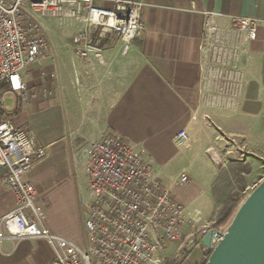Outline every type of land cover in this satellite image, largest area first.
<instances>
[{
    "label": "crops",
    "instance_id": "obj_1",
    "mask_svg": "<svg viewBox=\"0 0 264 264\" xmlns=\"http://www.w3.org/2000/svg\"><path fill=\"white\" fill-rule=\"evenodd\" d=\"M142 1L146 31L126 52L117 33L105 34L98 40L104 62L90 63L75 54L72 38L78 23L46 18L55 57L23 71L32 97L22 101L11 90L3 92L6 101H12L10 108L4 105L5 114L17 125L33 129L48 149L25 178L36 184V201L43 206L44 216L48 209L42 223L58 235L66 237L52 221L67 218L73 191L79 188L76 152L103 133H115L142 150L174 198L186 207L188 234L214 224L227 205L264 178V0ZM203 10L263 20L257 38L241 57L246 86L240 105L236 109L206 106L198 111H207L213 126L192 117L200 103L198 45ZM64 27L74 28L71 38L64 36ZM182 129L190 134L187 147L176 143ZM85 160L86 156L84 164ZM182 174L189 175L190 181L176 184ZM5 175L6 168L0 169V218L17 205ZM221 179L224 191H236L233 196L211 193ZM191 248L200 256L195 264H204L210 252L202 244L185 248L168 240L161 250L164 263H177L179 253L188 256ZM54 257L44 238L0 242V264H52Z\"/></svg>",
    "mask_w": 264,
    "mask_h": 264
},
{
    "label": "built area",
    "instance_id": "obj_2",
    "mask_svg": "<svg viewBox=\"0 0 264 264\" xmlns=\"http://www.w3.org/2000/svg\"><path fill=\"white\" fill-rule=\"evenodd\" d=\"M145 5L142 0H0V169L6 168L5 182L17 197V205L0 218V242L44 238L55 251L52 264H164L165 240L189 248L201 244L212 229L211 247L206 248L211 252L223 239L226 228L215 224L188 234L186 207L174 198L142 150L115 133H103L86 146L90 201L85 248L42 223L44 209L36 201L37 186L25 178L48 149L33 129L17 125L5 114L3 92L11 90L22 101L32 97L23 71L55 57L45 19L78 23L72 38L75 54L90 63L104 62L98 40L114 32L120 36L123 51L129 50L133 40L146 31ZM201 14L200 103L192 117L213 126L208 112L198 111L206 106L236 109L240 105L246 86L241 57L257 38L263 20L213 10ZM176 143L189 146L186 129L177 133ZM189 181L187 174L175 179L179 185Z\"/></svg>",
    "mask_w": 264,
    "mask_h": 264
},
{
    "label": "water",
    "instance_id": "obj_3",
    "mask_svg": "<svg viewBox=\"0 0 264 264\" xmlns=\"http://www.w3.org/2000/svg\"><path fill=\"white\" fill-rule=\"evenodd\" d=\"M213 230L201 238L211 247ZM206 264H264V178L247 194Z\"/></svg>",
    "mask_w": 264,
    "mask_h": 264
},
{
    "label": "rangeland",
    "instance_id": "obj_4",
    "mask_svg": "<svg viewBox=\"0 0 264 264\" xmlns=\"http://www.w3.org/2000/svg\"><path fill=\"white\" fill-rule=\"evenodd\" d=\"M48 22V21H47ZM46 26V24H45ZM52 27V26H51ZM50 28V27H49ZM46 30L48 35L51 34V37L53 36L52 33H49L48 27L46 26ZM61 31L64 33V36L66 38H71L73 34L75 33V30L73 27H64L61 29ZM50 36V35H49ZM58 52V51H57ZM59 58V63L61 67L63 66V60L61 59V55L58 54ZM6 101V99H5ZM7 103L5 104L7 108H10L12 105L11 99H7ZM84 145L80 150L76 152L75 160L77 162L76 169H77V179H78V191L74 190L72 199L69 202V205L67 207V213L66 217L67 218H59L56 217L53 219V224L55 225L56 228H58V232L65 235L66 237L72 239L75 243L80 245L81 247L86 246L85 242V230L87 227V222H88V217H89V211L88 207L86 206V202H89L90 200V193L87 189V174L85 172L84 168V158H85V153L83 151ZM222 179L219 180V182L216 184L214 190L211 191V193L221 196H233L236 191L234 190H227L224 191L221 187ZM188 185H192L189 183ZM190 186H182L179 189H188ZM221 210V209H220ZM217 213L220 211L215 210ZM47 212L48 209L45 207V216L43 217V220H47ZM192 249V248H191ZM187 250V249H186ZM200 256L198 255V252H196L194 249L190 250L189 255L186 256L184 252H180L178 257H177V263L175 264H195V261L199 258ZM165 264V263H164Z\"/></svg>",
    "mask_w": 264,
    "mask_h": 264
},
{
    "label": "trees",
    "instance_id": "obj_5",
    "mask_svg": "<svg viewBox=\"0 0 264 264\" xmlns=\"http://www.w3.org/2000/svg\"><path fill=\"white\" fill-rule=\"evenodd\" d=\"M247 194H245L243 196V198H239V199L235 200L234 203H232L231 205H227L223 209L222 213L219 215V217L214 222L216 227L224 229V228H226L229 225V223L231 222L233 216L235 215L239 205L245 199ZM209 255H210V253H209ZM206 261H205L204 264H206Z\"/></svg>",
    "mask_w": 264,
    "mask_h": 264
}]
</instances>
